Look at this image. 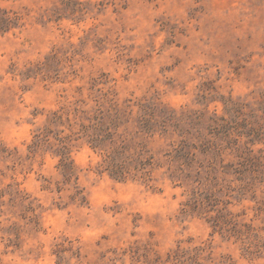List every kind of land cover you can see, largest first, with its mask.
Returning a JSON list of instances; mask_svg holds the SVG:
<instances>
[{
	"label": "rangeland",
	"instance_id": "1",
	"mask_svg": "<svg viewBox=\"0 0 264 264\" xmlns=\"http://www.w3.org/2000/svg\"><path fill=\"white\" fill-rule=\"evenodd\" d=\"M1 10L0 264H264V0Z\"/></svg>",
	"mask_w": 264,
	"mask_h": 264
},
{
	"label": "trees",
	"instance_id": "2",
	"mask_svg": "<svg viewBox=\"0 0 264 264\" xmlns=\"http://www.w3.org/2000/svg\"><path fill=\"white\" fill-rule=\"evenodd\" d=\"M18 24V17L17 16H10L6 10H1L0 13V31L6 32L10 30L12 27ZM149 120L142 119V126L146 128H152L149 125ZM99 130L102 131L103 128L98 127ZM104 133L95 132L91 134L90 141L93 143L94 147L100 146V148H103L105 140L108 138L107 134H110L109 131L106 129H103ZM255 132H259L260 129L254 130ZM64 153V152H63ZM131 158V160H129ZM68 156H66V153H64V159H63V168L65 170V173L69 174L70 171V162L67 161ZM130 161L135 162V169H137L139 176L146 179L149 175V170L147 166L151 163V160L147 158L144 159L143 153L139 154L136 158L130 155H125L124 151L119 149V147L112 148V151L107 154V157L105 159L106 169H109L110 173L116 177L119 178H126L127 173H129V165Z\"/></svg>",
	"mask_w": 264,
	"mask_h": 264
}]
</instances>
